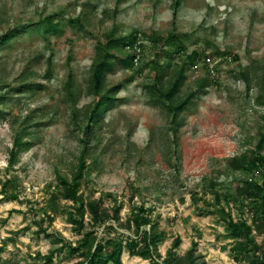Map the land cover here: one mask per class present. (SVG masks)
Masks as SVG:
<instances>
[{
    "label": "rangeland",
    "instance_id": "374dc122",
    "mask_svg": "<svg viewBox=\"0 0 264 264\" xmlns=\"http://www.w3.org/2000/svg\"><path fill=\"white\" fill-rule=\"evenodd\" d=\"M50 16L60 24L57 34L44 32ZM11 29L10 41L0 45V264L80 259L68 250L83 237L70 220L76 204L65 197L58 176L71 179L84 151L89 167L79 197L101 198L108 208L122 204L123 224L144 205L164 230L162 257L180 237L178 256L197 242L200 261L239 264L229 251L223 222L200 213L193 196L201 198V205L203 198L213 200V191L231 192L245 175L229 170L227 160L253 147L264 129V105L258 102L264 80V0H0V36ZM132 32L141 45L132 49L135 66L118 62L107 76L106 89L117 90L116 105L86 145L81 126L98 100L88 92L97 46H106L111 35ZM170 34L182 36L185 50L168 63L173 48L164 40ZM108 51L123 58L130 50ZM194 51L200 56L197 65L187 67L175 99L197 88L207 74L203 61L208 57L211 84L180 113L174 134L172 114L150 98L146 84L158 74L154 62L164 67L163 87H168ZM25 126L29 145L10 167L14 139ZM3 184L18 198L4 196ZM227 207L239 218L240 207ZM90 218L87 213L86 222ZM108 223L115 226L112 236L131 233L120 222ZM97 230L105 235L104 226ZM38 253H52V263ZM122 264L150 261L125 249Z\"/></svg>",
    "mask_w": 264,
    "mask_h": 264
},
{
    "label": "trees",
    "instance_id": "16d2710c",
    "mask_svg": "<svg viewBox=\"0 0 264 264\" xmlns=\"http://www.w3.org/2000/svg\"><path fill=\"white\" fill-rule=\"evenodd\" d=\"M178 4V1H177ZM78 20H70L76 22ZM14 30H17L15 28ZM13 29L0 36V45L7 43L12 38ZM60 31V24L55 23L52 17L46 19V33L57 34ZM140 36L136 32H132L126 36L114 37L111 35L107 38L106 46H97V55L92 65L91 76L88 82L89 94L97 97V103L90 108L85 114L86 124H83V132L86 136L85 143L88 145L89 138L94 134L95 128L101 125L102 119L106 112L115 107L117 90L106 89L105 83L107 76L115 68L118 62H122L125 68L135 66V58L137 54L133 49L139 44ZM164 43L171 46L173 50L168 51V63L172 62L174 56L179 55L185 50L184 40L179 34H170ZM123 48L128 51L125 57L120 58L119 55L106 52L107 49ZM135 52H133V50ZM220 52H216L219 54ZM199 53L194 51L187 56L185 63L179 70V75L168 87H163L162 73L164 67L154 64L158 74L152 83L146 84L150 98L156 103L162 104L168 108L171 115V129L174 134L180 128V113L189 108L198 90L205 91L211 84L212 71L209 68L206 59L203 65L206 66V75L203 76L198 83L197 88L188 94L182 100L175 99L181 86L185 81V71L197 65ZM170 65V64H169ZM163 69V70H162ZM264 77V75H263ZM247 79V77H245ZM248 81V79H247ZM69 95L73 97L75 92L73 85L68 84ZM258 102L264 105V80L262 85V93L258 98ZM31 135L27 126L24 131L19 133L10 150L9 166L14 167L18 163L20 152L29 145L26 138ZM86 152L82 153L75 171L71 179L64 176H58L59 185L65 190L64 195L67 199L76 204L74 213L70 214L75 229L83 233V237L78 244L69 245L68 250L71 254H78L80 259L74 264H122V255L126 249L130 256H137L148 259L150 264H206L204 260L200 261L202 256L195 254L197 242H193L192 246L187 250L184 256L175 254L182 239L176 237L171 247L167 251V256L162 257L159 251V244L165 238L164 230L160 228L157 217H154L150 211L140 205L132 210L130 216L125 223H121L122 204H113L108 208L103 199H84L78 196L81 189L82 180L85 178L89 165L85 159ZM229 170L241 172L245 177L239 178L233 186L232 191L221 194L218 190L213 191V200L203 198V204L199 205L201 198L193 196L195 207L200 213L217 215L223 222L225 231L231 239L229 251L233 256V260L239 264H264V129L260 132L254 146L246 149L239 157H232L227 160ZM256 174V178H247L246 176ZM213 187L215 185L213 183ZM214 190V189H213ZM1 193L12 200L18 198L17 193H9L7 184H3ZM226 202H224V200ZM235 204L240 207V216L235 218L227 205ZM248 211V214L245 212ZM16 210H11V212ZM90 214L89 222H86V214ZM115 221L130 229L131 233L125 238L112 236L111 231L115 230V226L108 222ZM89 225V227H87ZM99 225L104 226L105 235L100 236L97 230ZM0 247V253L3 251ZM46 263H52V253L42 255L38 253ZM162 259V260H161Z\"/></svg>",
    "mask_w": 264,
    "mask_h": 264
},
{
    "label": "built area",
    "instance_id": "2783aa9c",
    "mask_svg": "<svg viewBox=\"0 0 264 264\" xmlns=\"http://www.w3.org/2000/svg\"><path fill=\"white\" fill-rule=\"evenodd\" d=\"M135 61H137V58L135 59ZM206 62H207V64L209 65V62H211V58L208 57V58L206 59ZM211 71L213 72V70H211Z\"/></svg>",
    "mask_w": 264,
    "mask_h": 264
}]
</instances>
